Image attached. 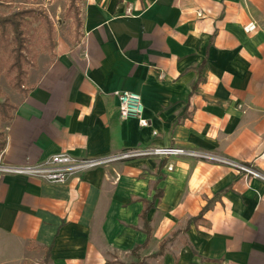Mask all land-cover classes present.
Returning a JSON list of instances; mask_svg holds the SVG:
<instances>
[{"label":"crops","instance_id":"0c3cea01","mask_svg":"<svg viewBox=\"0 0 264 264\" xmlns=\"http://www.w3.org/2000/svg\"><path fill=\"white\" fill-rule=\"evenodd\" d=\"M32 70L0 162L180 147L264 175V0H83L77 37ZM117 90L146 126L119 117ZM1 240L14 262L32 244L49 264H264V180L181 155L63 184L0 175Z\"/></svg>","mask_w":264,"mask_h":264},{"label":"rangeland","instance_id":"374dc122","mask_svg":"<svg viewBox=\"0 0 264 264\" xmlns=\"http://www.w3.org/2000/svg\"><path fill=\"white\" fill-rule=\"evenodd\" d=\"M82 4L83 0H12L7 6L0 7L1 20L13 18L17 14V20L22 17L21 19L25 18L28 21L25 27L30 28V34H32V37L29 34L23 36L27 47L24 53L26 63L23 65L24 77L18 87L14 86L16 79L10 78L14 76V73L9 77L4 73L11 60L8 58V52H3L0 47V102L5 101L14 109L18 93L23 94L31 85L32 77H29V74L33 72L32 68L38 61L45 62L52 57L56 39L62 36L73 41V38L77 37L80 29L79 22L82 18ZM24 10H28L29 13L22 12ZM40 14L47 17V23L43 19L35 20V17ZM7 36L12 43V34ZM5 124L6 122H0V132ZM19 251L20 249H14L11 243L1 240L0 264H49V261L45 260L44 251L36 250L32 244L27 247L23 261L14 262Z\"/></svg>","mask_w":264,"mask_h":264},{"label":"built area","instance_id":"2783aa9c","mask_svg":"<svg viewBox=\"0 0 264 264\" xmlns=\"http://www.w3.org/2000/svg\"><path fill=\"white\" fill-rule=\"evenodd\" d=\"M249 28L252 29L253 26ZM112 94L118 99V112L122 120L135 119L139 126L147 125V120L143 117V106L139 94L119 90ZM178 155L228 164L245 171L250 176L264 180V175L261 172L221 156L194 149L158 146L129 148L117 153L96 157H75L66 151H61L35 163L6 164L0 162V175H17L37 179L49 184H63L72 178L80 177L84 172L98 167H106L114 162L141 157ZM172 167L169 164L167 169L172 170Z\"/></svg>","mask_w":264,"mask_h":264},{"label":"trees","instance_id":"16d2710c","mask_svg":"<svg viewBox=\"0 0 264 264\" xmlns=\"http://www.w3.org/2000/svg\"><path fill=\"white\" fill-rule=\"evenodd\" d=\"M12 2V0H0V7H5L8 3ZM24 13H29L28 10L22 11ZM17 14L13 16V18H5L3 20L0 19V47L3 52H8V58L11 60L7 69L4 71L7 77L11 76L14 73V76L10 78H15L16 82L14 83L15 87H18L21 83L22 78L24 77V68L23 65L26 63L25 51H27V47L24 44V38L26 34H30V28H26L28 25V21L24 19L17 20ZM43 19L48 22V19L43 14H40L35 17V20ZM26 23V24H25ZM30 23V22H29ZM81 27V20L79 22ZM49 28V25H47ZM12 34L13 41L9 42L8 34ZM78 35V34H77ZM9 47L10 50H9ZM24 51V52H23ZM13 107L10 106L7 102H0V122L8 123L12 118ZM5 140L4 135L0 132V153L4 149ZM45 260L49 261V252L45 253Z\"/></svg>","mask_w":264,"mask_h":264}]
</instances>
